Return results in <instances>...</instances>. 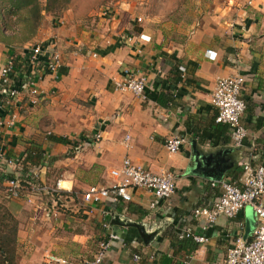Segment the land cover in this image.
<instances>
[{
	"label": "crops",
	"instance_id": "0c3cea01",
	"mask_svg": "<svg viewBox=\"0 0 264 264\" xmlns=\"http://www.w3.org/2000/svg\"><path fill=\"white\" fill-rule=\"evenodd\" d=\"M154 1L122 0L93 14L72 4L57 15L47 0H0V71L40 43L62 56L58 73L42 68L36 94L25 84L17 108L0 105L4 119L17 116L1 148L21 159L35 145L49 162L37 171L48 191L25 188L13 198L0 182V199L19 222L18 264H87L109 233L106 264H222L237 238L251 241V209L207 229L194 211L215 204L221 188L213 182H241L245 162L264 166V0H179L161 14ZM129 71L146 76V98L117 90ZM237 75L247 104L241 148L216 123L212 103L217 80ZM6 96L0 83V103ZM172 137L185 140L174 154L165 146ZM125 159L175 175L172 198L152 208V193L134 188L128 203H85L90 187L118 182L111 171ZM185 231L208 242L181 240Z\"/></svg>",
	"mask_w": 264,
	"mask_h": 264
},
{
	"label": "built area",
	"instance_id": "2783aa9c",
	"mask_svg": "<svg viewBox=\"0 0 264 264\" xmlns=\"http://www.w3.org/2000/svg\"><path fill=\"white\" fill-rule=\"evenodd\" d=\"M142 19H138L140 22ZM30 74L26 78V87L36 94L35 85L41 78L42 68L51 73H58L62 65V56L58 51L52 50L48 45L36 44L29 50ZM211 60L216 55L208 52ZM14 73V60L9 58L0 71V83L6 87L5 101H1L2 108H17L20 104L21 91L13 86L11 75ZM245 78L237 75L217 80L212 96V103L217 109L216 123L227 125L230 129V136L234 147L241 148L248 138V130L242 123V117L246 112L247 104L243 99ZM117 90L123 93L146 98L147 78L139 72H127L124 81L117 83ZM16 115H11L7 120L0 117V136L6 127H13L16 123ZM185 140L181 137H172L166 141L167 150L174 154L181 150ZM18 160L11 157L6 150H0V174L4 175V166L16 168ZM38 171V170H37ZM32 173L33 181H30L31 190L48 191L44 185H39L38 172ZM18 174V172H15ZM111 176L118 182L109 187L92 186L83 195L85 203H112L130 202L132 200L131 189H145L152 193L154 202L151 207L155 208L160 201H167L172 198L177 189V177L172 173L156 175L143 166L125 159L120 169L112 170ZM7 192L10 197L20 198L24 191L19 176L6 181ZM219 186L221 193L211 208H200L194 211V216L204 221L206 229L210 224L224 217L228 219L237 218L247 207H250L258 218L251 241L237 238L233 247L229 250L226 260L222 264H264V166L253 167L250 162L243 163V178L241 182L231 180H220L212 183ZM60 187L57 185V192ZM32 202V198L28 199ZM108 224L106 225V227ZM181 240L190 239L197 244L204 245L208 242L205 236L198 235L192 231H185L179 235ZM114 234H107L99 243L98 250L93 259L87 264H106L108 254L112 247ZM52 264H65L61 259L52 257ZM184 264H189L186 261Z\"/></svg>",
	"mask_w": 264,
	"mask_h": 264
},
{
	"label": "trees",
	"instance_id": "16d2710c",
	"mask_svg": "<svg viewBox=\"0 0 264 264\" xmlns=\"http://www.w3.org/2000/svg\"><path fill=\"white\" fill-rule=\"evenodd\" d=\"M24 1V0H23ZM70 0H47L45 10L56 14L57 10L63 11L67 8ZM14 60V73L11 75L13 86L15 88L22 89L26 84V78L29 76V53L19 57H11ZM6 90V87L3 88ZM4 114L0 112V117ZM50 141L65 144L68 141L64 138L57 136H50ZM1 148V136H0V150ZM18 164L11 174H0V182L4 184L5 181L11 180L16 176H19L23 188H31L30 181L35 182L32 179V173L48 166V160L46 159L44 152L38 146L33 145L30 147L25 156L21 159H17ZM15 172H18L16 174ZM32 172V173H31ZM39 184V182H37ZM18 233L19 222L14 214L8 209L6 204L0 202V264H18Z\"/></svg>",
	"mask_w": 264,
	"mask_h": 264
},
{
	"label": "rangeland",
	"instance_id": "374dc122",
	"mask_svg": "<svg viewBox=\"0 0 264 264\" xmlns=\"http://www.w3.org/2000/svg\"><path fill=\"white\" fill-rule=\"evenodd\" d=\"M121 1L122 0H70V3L68 4V6L65 10L60 12V10H57L58 6H56V9L54 11H56L57 15H60L63 12H65L73 4V5H76L77 8H79L81 10L92 12V14H93V13L100 12L106 8H112L113 9ZM178 1L179 0H170V3H168V0H155L153 3H149V5H152L153 9L155 11L159 12V14H161L160 12L164 11V9H163L164 6H165L167 11H170L171 9H173L172 8L173 6L178 5ZM146 2L148 3V0H146ZM140 3H142V2H140ZM38 7L40 9L42 8L40 6H38ZM181 15L183 16V13H181ZM183 18H185V16ZM0 202L3 204H7V198H4V196H2L0 199Z\"/></svg>",
	"mask_w": 264,
	"mask_h": 264
},
{
	"label": "water",
	"instance_id": "95a60500",
	"mask_svg": "<svg viewBox=\"0 0 264 264\" xmlns=\"http://www.w3.org/2000/svg\"><path fill=\"white\" fill-rule=\"evenodd\" d=\"M247 209L249 210V209H251L250 207H247ZM252 210V209H251Z\"/></svg>",
	"mask_w": 264,
	"mask_h": 264
}]
</instances>
